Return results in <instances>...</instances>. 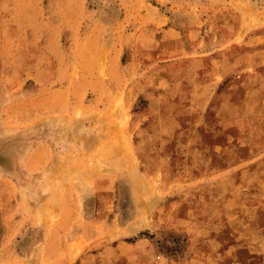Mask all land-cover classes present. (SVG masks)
<instances>
[{
    "label": "rangeland",
    "instance_id": "rangeland-1",
    "mask_svg": "<svg viewBox=\"0 0 264 264\" xmlns=\"http://www.w3.org/2000/svg\"><path fill=\"white\" fill-rule=\"evenodd\" d=\"M0 264H264V0H0Z\"/></svg>",
    "mask_w": 264,
    "mask_h": 264
},
{
    "label": "crops",
    "instance_id": "crops-1",
    "mask_svg": "<svg viewBox=\"0 0 264 264\" xmlns=\"http://www.w3.org/2000/svg\"><path fill=\"white\" fill-rule=\"evenodd\" d=\"M260 167V164H258L257 166H255V168H259ZM257 171V170H256ZM254 172H255V170H254ZM255 173H258V172H255ZM259 173H261V172H259Z\"/></svg>",
    "mask_w": 264,
    "mask_h": 264
}]
</instances>
